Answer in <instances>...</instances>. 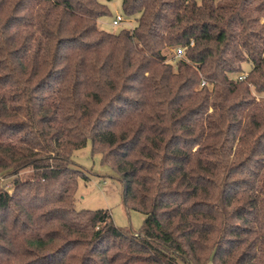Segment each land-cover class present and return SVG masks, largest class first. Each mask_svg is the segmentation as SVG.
<instances>
[{"label":"trees","instance_id":"16d2710c","mask_svg":"<svg viewBox=\"0 0 264 264\" xmlns=\"http://www.w3.org/2000/svg\"><path fill=\"white\" fill-rule=\"evenodd\" d=\"M122 10L0 0V264H264V0ZM88 142L138 231L77 208Z\"/></svg>","mask_w":264,"mask_h":264},{"label":"rangeland","instance_id":"374dc122","mask_svg":"<svg viewBox=\"0 0 264 264\" xmlns=\"http://www.w3.org/2000/svg\"><path fill=\"white\" fill-rule=\"evenodd\" d=\"M108 5L110 14L99 20V26L107 31L118 32L124 27H132L136 24L133 18H127L122 10V0H99ZM123 17L119 25H113V20L118 16ZM172 57V55H171ZM243 72H248L252 62L246 61L242 65ZM72 165L82 169L86 179H80L76 193V206L78 209H107L112 215L114 223L125 231H138L144 220V215L136 210L129 209L124 203L123 182L115 174L113 169L103 163L100 153L92 150L91 142L75 150L72 154ZM32 175L30 168L20 173L21 178ZM3 187L13 190V177L0 176ZM205 264H213L211 261Z\"/></svg>","mask_w":264,"mask_h":264},{"label":"built area","instance_id":"2783aa9c","mask_svg":"<svg viewBox=\"0 0 264 264\" xmlns=\"http://www.w3.org/2000/svg\"><path fill=\"white\" fill-rule=\"evenodd\" d=\"M123 21V17L118 15L114 20H113V25H119ZM184 49L183 48H178L177 49V56H181L183 54ZM246 77V73L240 75V78L243 79ZM203 84H207L206 80H203Z\"/></svg>","mask_w":264,"mask_h":264}]
</instances>
